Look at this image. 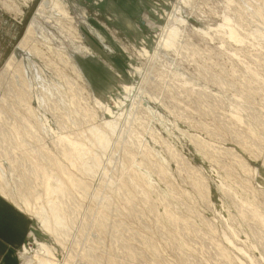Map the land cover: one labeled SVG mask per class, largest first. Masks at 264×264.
Wrapping results in <instances>:
<instances>
[{"label": "rangeland", "instance_id": "1", "mask_svg": "<svg viewBox=\"0 0 264 264\" xmlns=\"http://www.w3.org/2000/svg\"><path fill=\"white\" fill-rule=\"evenodd\" d=\"M43 1L0 0V199L19 216L7 231L25 233L0 264H41L38 243L57 264H264L248 212L264 217V0H60L58 23ZM73 141L99 157L94 175L60 154ZM43 155L88 184L61 198L66 242L12 194L35 203L30 168L56 171Z\"/></svg>", "mask_w": 264, "mask_h": 264}, {"label": "bare ground", "instance_id": "2", "mask_svg": "<svg viewBox=\"0 0 264 264\" xmlns=\"http://www.w3.org/2000/svg\"><path fill=\"white\" fill-rule=\"evenodd\" d=\"M48 8H49L48 11L50 12L49 19L50 20H56L57 23H58V21H60L62 19V16L65 15L62 12L63 9H62V5H61L60 0H44L40 4L39 12L41 14L42 13L44 14L46 12V9H48ZM53 16H54V18H52ZM46 17H48V16H46ZM34 35H36V34H34ZM178 36H179L178 28L175 27V26L169 27L166 30V34L165 35L163 34L161 43H162V45L164 47H174L175 44H176L175 41H176ZM31 37L32 36H30V38ZM230 37L235 39V40H238L237 39V35L235 34V31H233L231 33ZM32 38H34V37H32ZM42 39H44V38H42ZM63 61H64V59H63ZM18 83H21V82H18ZM67 83H69V81H67ZM128 88L129 89L126 88V90L128 92H134L133 88H130V87H128ZM134 96L136 97V94ZM106 110L110 112L108 107L106 108ZM91 132H92V135H93L94 142L98 143L99 147L104 149L107 146V144H108V137H107L106 133L103 130H101L99 127L91 128ZM22 141H20V142H22ZM17 144H18V142H17ZM35 149H36V147H35ZM38 152L39 151L37 150V153ZM60 152H61L60 154L62 155V157L65 159V161H67L68 165L72 166L74 169H76L79 172L81 171V172H84L85 174H89L90 173V176L92 174L94 175V173L96 172V170H97V168L99 166V163H100L99 157L96 154H92V151H91V149L89 147H84L81 144H78V143H76L74 141L70 142L69 146L61 147L60 148ZM42 158H44L43 160H45V162H47V164L49 163L48 165H50V164L53 165L54 168L56 169V171L51 173L50 171L47 170L46 167L42 166L39 162L35 163L34 166H32L30 168L29 172H32V174L34 176H38L36 178H38V180L40 179V183H41V186H42V188H41L42 192L41 193L37 192L36 194L33 195L34 198H35V203H33L31 201V199H30V196H32V195H31V191H29V190H28V192H22V191H20V187H19L18 188L19 190H17V193L16 194L12 193V194L17 196V198L19 200V204L18 205L21 206L26 211H28V210L32 211V209H35L34 207H36L39 204L40 206L39 207L37 206L38 208L35 209L36 211H34V213L36 215V218L41 223L43 229L45 231L51 233V234H54L59 242L62 241V240H65V242H66L67 236L69 235V232L71 230L70 227H71L73 222H72V220L69 217L68 210L67 211L64 210L65 206L62 205V203L60 202L61 198L64 197V196L69 197L71 195L72 191H74V190H81V192L86 194L85 192H86V189L88 187V184L84 180H82L81 178H77L76 175H74L73 172H71L67 168L66 165H64L62 162L58 161L57 159L49 158V157H46L44 155H43ZM87 158L90 159V162L86 161ZM131 162H133V160ZM52 171H54V170H52ZM107 177H109V176H107ZM125 188L127 189V187H125ZM0 192L2 194H4V195L7 194V191L5 190V188L1 184H0ZM41 196H43V198H42L43 201L40 204L37 201H38V199ZM106 197H107V194H106ZM108 199L109 198L107 197L106 198V202H107ZM39 201H41V200H39ZM104 208H106V206L103 207V209H102L103 211H104ZM248 212H250V214H249L250 217H253V218L257 219L262 224H264V217L261 214V212H259L258 209H254L253 208V209H250V211H248ZM100 213L98 214L97 218H95L96 220H94V224L98 225L99 229L103 230L104 221L101 220V219H105V214H103V212L101 214ZM241 214H243V213L241 212ZM165 216L170 221H174V222L177 221V217H175L172 213L166 212ZM90 221H91V219H90ZM92 223H93V221H92ZM256 234L258 235V233H256ZM229 241L232 242L231 239H229ZM38 244L43 248V251H44L43 253H40V255L38 256L40 263L41 264H57L55 257L53 256L52 252L49 250L47 245L46 244H41V243H38ZM83 247H84V245H83ZM122 247L126 248V246L124 244L122 245ZM83 250L85 251V249H83ZM129 250H130V248H129ZM238 250H240L241 252H244L243 248H238ZM23 252H25V254L28 255V253L25 251V249L23 250ZM127 253L130 256L134 255L133 254L134 252L133 253L132 252H127ZM85 255L87 256V254H85ZM90 258H92V257H90ZM93 259H94V257H93ZM27 260H28V264H33L30 259H27ZM93 264H98V263L95 262Z\"/></svg>", "mask_w": 264, "mask_h": 264}, {"label": "crops", "instance_id": "3", "mask_svg": "<svg viewBox=\"0 0 264 264\" xmlns=\"http://www.w3.org/2000/svg\"><path fill=\"white\" fill-rule=\"evenodd\" d=\"M9 208L11 207L0 199V243L3 244L5 247L6 245H9L12 243H15L16 245L19 244L25 235V233L24 234L22 233V235L20 236L16 235V233H18L20 229H22L23 227L22 225H20L21 227L19 228H16L18 226L14 227V232L7 231V229L12 230L11 227L13 226V223L7 220L9 219V217H5V215L9 216L10 214L13 220L14 219L16 220V223L18 222V219H19L18 213H16L13 209H9ZM23 222L26 223L25 220H23ZM24 227H25V224H24Z\"/></svg>", "mask_w": 264, "mask_h": 264}]
</instances>
